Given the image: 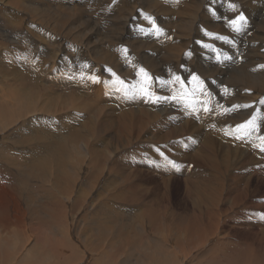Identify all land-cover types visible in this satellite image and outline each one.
Wrapping results in <instances>:
<instances>
[{
    "label": "bare ground",
    "instance_id": "1",
    "mask_svg": "<svg viewBox=\"0 0 264 264\" xmlns=\"http://www.w3.org/2000/svg\"><path fill=\"white\" fill-rule=\"evenodd\" d=\"M107 1L0 0V264H264L262 135L246 139L244 124L234 118L214 127L209 123V133L229 140L219 154L218 141L199 133L185 117H175L178 127L164 121L170 109L154 108L163 100L154 85L153 97L142 99L146 105L133 100L131 89L127 94L118 84L121 75L157 69L131 61L146 50L125 48L128 28L144 6L150 8L147 13L169 10L159 4L162 0ZM174 1L178 15L163 24L161 42L164 58L180 65L194 54L191 44L201 27L219 31L222 24L219 17L198 21L206 0ZM227 1L226 11L234 14L243 2ZM261 27L254 23L243 32L249 37L239 69L235 62L238 70L229 74L235 86L226 89V117H250L258 99L264 104ZM70 55L79 60L73 74L66 69ZM120 62L127 68L120 69ZM188 128L195 135L185 138ZM151 143L173 154L192 143L193 154L184 155L195 162L194 169L188 163L183 178L171 170L172 163L148 172V164L135 158H155ZM234 160L243 165L228 172L219 168ZM177 179H183V201L173 198Z\"/></svg>",
    "mask_w": 264,
    "mask_h": 264
},
{
    "label": "rangeland",
    "instance_id": "2",
    "mask_svg": "<svg viewBox=\"0 0 264 264\" xmlns=\"http://www.w3.org/2000/svg\"><path fill=\"white\" fill-rule=\"evenodd\" d=\"M65 1H70V0H65ZM89 1L91 4H92V0H87ZM107 1V0H106ZM170 1V2H169ZM222 1V2H220ZM213 0L211 2L210 1H205L203 2V5H202V8L200 9V13H199V16L197 17L198 18V21H203V22H211V21H215L217 20L218 22H220L222 24V27L220 28L219 31H216V29L214 30L213 29V26L211 25H206L205 27H201L199 30L201 31H198L200 32L199 34L197 35H194V40L191 44V48L194 49V54H189V58H188V55L186 58V61L185 58L183 59L182 63L180 65H170V62L169 60H166L168 59V56L167 55H164L163 54V44L161 42L162 40V34H163V30H164V27L171 23V22H174L173 19L174 17H176L177 14V11L174 12V10L176 9V6H175V3L173 4V2H175L174 0H162V1H159V4L162 6V5H165L163 6L162 8L164 9L166 7L167 9V14L166 13H162L161 11H159V13H156L154 14L155 12L153 13H150L147 11L150 10V8H146L145 6L142 8L141 10V15L139 16V18L141 19H137L138 21H135L132 23V26L128 28V31H127V42L128 44L126 45V49L129 48V50H138V49H145L146 51H141L140 53L138 54H134L131 61H136L138 63V65H140L141 67L145 68L146 66L148 67H152V68H156L157 70L155 72H149L148 70H144L143 73H138V74H134L133 72H124L121 76L123 78H121V76L118 80V84H120V86H123L122 88L126 91L127 93V89L130 90L131 93H134V95H136L135 99L133 98V100H140V102H142L144 105H146L145 102L146 99H148V97L152 98L153 96L151 95H154L151 93V86L154 85V88L156 89L157 91V95L159 94V97L160 99L163 98V100H160L157 104H156V109H165L166 111H169L167 112L170 116L168 119L164 120V121H168V122H171L172 124H175L176 127L180 126L179 123L180 122H177V120H175L176 116H183L185 117L186 120H188L190 123H194L195 126L199 129V133H202L203 135H207L208 137H210L211 139L213 140H217L218 141V146H217V149H218V152L219 154H222L225 150V146L228 145L229 143V140L228 139H224V136L221 135L220 133L218 132H212V133H209L208 131V126L207 124L211 123L214 127V122H215V125L219 123L223 124L224 122H227V121H232V119H236L240 122L241 127L243 126L244 124V127H242V132H243V135L246 139L249 140H252L253 138H251L252 136L253 137H258V136H261V138H263L264 140V104H263V101L261 99H258L256 102L257 104H255V108L254 110L249 114V116H247L248 114H244L242 116H235V115H224V113L226 112L225 110L226 109V106L228 103H226L228 101V93H227V90L228 88H232L233 86H235L234 83H230V80L228 79L229 78V74L231 73L232 70H238L239 67H240V64L242 62V60L244 59V53L242 52H246V47H247V41H248V35H246L247 33L245 32V30H247V28L249 27V25L255 23L256 26L258 27H261L263 28L264 27V0H243V2L241 3V6L239 5V9L236 8L235 10L237 11L236 14H234L235 12H227V5L224 4V3H228L227 0ZM254 1V2H253ZM108 2V1H107ZM216 2V3H215ZM220 3V5L218 3ZM166 3V4H165ZM171 3V4H170ZM215 3V4H213ZM254 3V4H253ZM109 4V2H108ZM209 4V5H208ZM224 4V5H222ZM246 4V5H245ZM169 5V6H168ZM206 5V6H205ZM217 5V6H216ZM252 5V7H251ZM258 7H257V6ZM262 5V6H261ZM175 6V7H174ZM222 6V7H221ZM55 6L53 5L52 8H54ZM208 7V8H207ZM219 7V8H218ZM224 7L226 9H224ZM247 7V8H246ZM248 7H251L252 9H250V11L248 12L249 8ZM254 7V9H253ZM256 7V8H255ZM261 7V8H260ZM141 8V7H139ZM215 8V9H214ZM221 8V9H220ZM258 8V9H257ZM165 9V10H166ZM171 9V10H170ZM174 9V10H173ZM209 9V10H208ZM213 9V10H212ZM247 9V10H246ZM173 10V11H172ZM239 10V11H238ZM260 10V11H259ZM207 11V12H206ZM211 11V12H210ZM216 11V12H215ZM226 11V12H224ZM255 11V12H254ZM258 11V13L256 12ZM143 12V13H142ZM214 12V13H212ZM146 13V14H144ZM161 13V14H160ZM216 13V14H215ZM218 13V15H217ZM233 13V14H232ZM255 13V14H254ZM151 14V16H150ZM158 14V15H157ZM172 14V15H171ZM228 14V15H227ZM239 15L240 16H244L243 18L245 19V22L244 20H241L240 19H237L239 18L238 16L236 15ZM244 14V15H243ZM147 15V16H146ZM252 15V16H250ZM257 15V16H256ZM144 16V17H143ZM156 16V17H155ZM160 16V17H159ZM164 16V18H163ZM174 16V17H173ZM260 16V17H259ZM143 17V18H142ZM147 17V18H146ZM153 18L152 20H149L148 18ZM173 19H172V18ZM215 17V18H214ZM235 19H234V18ZM263 17V18H262ZM145 18V19H144ZM160 18V19H159ZM167 18V19H166ZM170 18V19H169ZM211 18V19H210ZM232 18V19H231ZM207 19V20H206ZM230 19V20H229ZM146 20V21H145ZM149 20V21H148ZM169 20V21H168ZM233 21H236L237 24L235 23V26L233 23L230 24V22ZM252 20V21H251ZM258 20V21H256ZM165 21V22H164ZM167 21V22H166ZM229 21V22H228ZM151 22V23H150ZM155 22V23H154ZM163 22V23H162ZM238 22H240V24H238ZM243 22V23H241ZM249 22V23H248ZM257 22V23H256ZM246 23V24H245ZM154 26H153V25ZM163 24H166L163 26ZM224 24V25H223ZM227 24V25H226ZM141 25V26H140ZM143 25V26H142ZM232 27H231V26ZM248 25V26H246ZM100 26V24H99ZM146 26V27H145ZM153 26V27H152ZM163 26V27H162ZM234 26V27H233ZM242 26V27H240ZM138 29H137V28ZM231 29H229V28ZM246 27V28H245ZM135 28V29H134ZM228 28V30H227ZM233 28V29H232ZM132 29V31H131ZM139 29H142V30H139ZM198 29V28H197ZM196 29V30H197ZM205 29V30H203ZM236 29H239V30H236ZM101 30V33L104 34L103 30H102V26L100 28ZM207 30V31H206ZM231 30V31H230ZM134 32V33H133ZM150 32V33H149ZM205 32V35L202 34V33ZM218 32V33H216ZM220 32V33H219ZM245 32V33H243ZM251 34L252 31H249ZM137 33V34H136ZM140 33V34H139ZM160 33V34H159ZM162 33V34H161ZM210 33V34H209ZM212 33V34H211ZM215 35H214V34ZM129 34V35H128ZM148 34V35H147ZM201 34V35H200ZM222 34V35H221ZM243 34V35H242ZM133 35V36H132ZM137 35V37H136ZM156 35V36H154ZM159 35V37H158ZM208 35V36H207ZM246 35V36H244ZM203 36V37H202ZM205 36V37H204ZM216 36V37H215ZM230 36V37H229ZM142 37V38H141ZM153 37V38H152ZM156 37V38H155ZM208 37V38H207ZM228 37V38H227ZM158 38V39H157ZM161 38V39H160ZM203 38V39H201ZM210 38V40H209ZM215 38V39H214ZM218 38V40L216 39ZM223 38V39H221ZM231 38V39H230ZM145 39V40H144ZM155 39V40H154ZM199 39V40H198ZM244 39V40H243ZM133 40V41H132ZM147 40V41H146ZM205 40V41H204ZM214 40V41H213ZM226 40V41H225ZM209 41V42H208ZM212 41V42H211ZM234 41V42H233ZM236 41V42H235ZM239 41V42H238ZM136 42V43H135ZM232 42V43H231ZM134 43V44H133ZM151 43V44H150ZM155 43V44H154ZM198 43V44H197ZM236 43V44H235ZM245 43V44H244ZM158 44V45H157ZM233 44V45H232ZM202 45V46H201ZM229 45V46H228ZM237 45V46H236ZM155 46V47H154ZM162 46V47H161ZM232 46V47H231ZM242 46V47H241ZM145 47V48H143ZM200 47V48H199ZM198 48V49H197ZM205 48V49H204ZM245 48V49H244ZM153 49V50H152ZM203 49V50H202ZM208 49V50H207ZM227 49V50H225ZM232 49V50H231ZM235 49V51H234ZM152 50V51H151ZM159 50V51H158ZM237 50H240V51H237ZM161 51V52H160ZM197 51V52H196ZM208 51V52H207ZM210 51V52H209ZM237 51V52H236ZM128 53V50L126 51ZM146 52V53H145ZM214 52V53H212ZM230 52V53H229ZM234 52V53H233ZM198 53V56L196 55ZM208 53V54H207ZM129 54V53H128ZM142 54V55H141ZM150 54V55H149ZM201 54V55H200ZM204 54V55H203ZM160 55V56H159ZM163 55V57H162ZM191 55V56H190ZM197 57H196V56ZM236 55V56H235ZM243 55V57H242ZM137 56V57H136ZM194 56V57H193ZM207 56V57H206ZM212 56V57H211ZM242 58H241V57ZM74 57V58H72ZM77 56L75 55H70L69 57V62L70 64L68 65V67L66 68L67 70L69 69V73H72L77 70L76 66H79V60L76 59ZM143 57V59H141ZM158 57V58H157ZM160 57V58H159ZM166 59H165V58ZM210 57V58H209ZM234 60H233V58ZM237 57V58H236ZM154 58V59H153ZM163 58V59H162ZM195 58V59H194ZM201 58V60H200ZM212 58V59H211ZM214 58V59H213ZM150 59V60H149ZM228 59V60H227ZM149 60V61H148ZM156 60V61H155ZM162 60V61H161ZM211 60V63L210 61ZM217 60V61H216ZM209 61V63L207 62ZM217 63H216V62ZM220 61V62H219ZM235 65H233V63ZM163 62V64H162ZM165 63H168L170 66L167 67ZM225 62V63H223ZM231 62V63H230ZM238 67H237V64ZM78 63V64H77ZM198 65H197V64ZM213 63V64H212ZM216 63V64H215ZM220 63V64H219ZM229 63V64H228ZM212 64V65H211ZM226 64V65H225ZM203 65V66H202ZM206 65V66H205ZM217 65V66H216ZM219 65V66H218ZM233 66V68L231 66ZM72 66V67H71ZM75 66V68H74ZM200 66V67H199ZM212 66V67H211ZM226 66V67H225ZM230 66V67H229ZM119 67L120 69H125L127 68L126 65L122 64L121 62L119 63ZM183 67V68H182ZM199 67V69H198ZM219 67V68H218ZM229 67V68H227ZM238 69H237V68ZM171 68V69H169ZM174 68V69H172ZM181 68V69H180ZM186 68V69H185ZM195 70H194V69ZM210 68V69H209ZM66 69H64V71H66ZM162 69V70H161ZM189 69V70H188ZM191 69V70H190ZM212 69V70H211ZM218 69V70H217ZM74 70V71H73ZM170 70V71H169ZM171 70H173L171 72ZM195 72H199V73H194ZM211 70V71H210ZM145 71H148V72H145ZM169 71V72H168ZM210 71L209 74H206V72L208 73ZM68 72V71H66ZM183 72V73H182ZM187 72V73H186ZM201 72V73H200ZM206 74V77H205V74ZM214 72V73H213ZM217 72V73H216ZM128 73V75H127ZM146 73V74H145ZM153 73V74H152ZM171 73V74H170ZM192 73V74H191ZM213 73V74H212ZM219 73V74H218ZM222 73V75H221ZM153 76H152V75ZM158 74V76H157ZM181 74V75H180ZM186 74V75H185ZM202 74V75H201ZM216 74V75H214ZM124 75V76H123ZM148 75V76H147ZM161 75V76H160ZM165 75V76H164ZM167 75V76H166ZM174 75V76H172ZM179 79H177V76ZM185 75V76H184ZM208 75V76H207ZM214 75V76H212ZM158 78H157V77ZM176 76V77H175ZM181 76V77H180ZM198 76V77H197ZM211 76V77H210ZM222 78H221V77ZM74 77V76H73ZM131 77V78H130ZM172 77V78H171ZM175 77V79H174ZM205 77V78H204ZM217 77V78H216ZM223 77L225 79H223ZM162 78V79H161ZM183 78V79H182ZM222 81H220L219 79ZM227 78V79H226ZM159 79V80H158ZM168 79V80H167ZM213 79V82L210 80ZM218 79V80H217ZM175 80V82H174ZM229 80V81H228ZM120 81V82H119ZM157 81V82H156ZM163 81V82H162ZM173 81V82H172ZM224 81L226 82V86L224 84ZM125 82V83H124ZM136 82V83H135ZM148 82V83H147ZM167 82V83H166ZM177 82V83H176ZM184 82V83H182ZM221 82V83H220ZM124 83V84H123ZM164 83V84H163ZM174 83V84H173ZM212 83V84H211ZM228 83V84H227ZM230 83V85H229ZM156 84L158 86H156ZM163 84V86H162ZM167 84V86H166ZM203 84V85H202ZM222 86H221V85ZM129 85V86H128ZM214 85V86H213ZM224 85V86H223ZM232 85V87H231ZM132 86V87H131ZM169 86V87H168ZM178 86V87H177ZM213 86V87H212ZM220 86V87H219ZM228 86V87H227ZM117 87V86H116ZM136 87V88H135ZM158 87V89H157ZM177 87V88H175ZM219 87V88H218ZM149 88V89H146ZM160 88V89H159ZM170 88V89H168ZM172 88V89H171ZM175 90H174V89ZM222 88V90L220 89ZM234 88V87H233ZM133 89V90H132ZM143 89V90H142ZM164 91H163V90ZM167 89V90H166ZM177 89V90H176ZM227 89V90H226ZM160 90H162V92H160ZM137 91V92H136ZM148 91V92H147ZM150 91V92H149ZM223 91V92H222ZM144 92V93H143ZM166 92V93H165ZM174 92V93H173ZM187 92V93H186ZM141 93V94H140ZM143 93V94H142ZM162 93V94H161ZM190 93V94H189ZM224 93V94H223ZM128 94V93H127ZM161 94V95H160ZM169 94H171L169 96ZM175 94V95H174ZM148 95V96H147ZM163 95V96H162ZM168 95V96H167ZM223 95V96H222ZM167 96V97H166ZM175 96V97H173ZM177 96V97H176ZM220 96V97H219ZM228 98H227V97ZM147 97V98H146ZM162 97V98H161ZM165 97V98H164ZM222 97V98H221ZM225 97H226V100H225ZM146 98V99H145ZM169 98V99H168ZM219 98V99H218ZM144 99V100H142ZM172 99V100H170ZM180 100L178 102V100ZM222 99V100H221ZM138 100V101H139ZM178 102V104L176 103V101ZM144 101V102H143ZM168 104H164V102ZM167 101V102H166ZM222 101L224 103H222ZM226 101V102H225ZM259 101V102H258ZM163 102V103H162ZM171 102V103H170ZM181 102V103H180ZM160 103V104H159ZM174 103V104H173ZM173 104V105H172ZM226 104V106H225ZM224 105V106H223ZM160 106V107H159ZM206 106V107H205ZM202 107V108H201ZM257 107V108H256ZM204 108V109H203ZM224 108V110H223ZM185 109V110H184ZM199 109V110H197ZM172 110V111H171ZM175 110V111H174ZM218 111V112H217ZM212 112V113H211ZM217 112V113H216ZM173 113V114H172ZM174 113H175V116H174ZM180 113V114H179ZM207 113L209 115H207ZM257 113V114H256ZM261 113V114H259ZM178 114V115H177ZM198 114V115H197ZM200 114V115H199ZM212 114V115H210ZM263 114V115H262ZM172 115V116H171ZM194 115V116H193ZM204 115V116H203ZM261 115V116H260ZM202 116V117H201ZM207 116V117H206ZM210 119V117H212ZM226 117V119L224 118ZM246 116V117H245ZM263 116V117H262ZM172 119H171V118ZM206 119H205V118ZM218 117V118H217ZM237 117V118H235ZM239 117V118H238ZM248 117V119H247ZM262 117V119H260ZM188 118V119H187ZM202 118V120H201ZM251 118V119H250ZM184 119V118H183ZM184 119V120H185ZM205 119V120H203ZM212 119H216L215 121H213ZM221 119V120H219ZM229 119V120H228ZM172 120V121H171ZM200 120L202 122H200ZM209 120V121H207ZM212 120V121H211ZM223 120V121H222ZM250 122H248V121ZM211 121V122H210ZM217 121V122H216ZM262 121V122H261ZM168 122H165V123H168ZM213 122V123H212ZM223 122V123H222ZM252 122V123H251ZM261 123V124H260ZM206 126H204V125ZM203 125V126H201ZM252 126V127H251ZM254 127V128H253ZM260 127V128H259ZM246 128V129H244ZM248 128V129H247ZM207 129V130H206ZM250 129V130H249ZM253 129V130H252ZM260 129V130H259ZM248 130V131H247ZM258 130V131H257ZM263 130V131H262ZM254 132V133H253ZM261 132V133H260ZM263 132V133H262ZM188 133V134H187ZM205 133V134H204ZM209 133V134H208ZM259 133V134H257ZM187 134V135H186ZM191 134V135H195V132L191 131L190 128H188V130H186V133L183 134V137L187 138V136ZM220 134V135H219ZM253 134V135H252ZM255 134V136H254ZM219 136V137H218ZM221 136V137H220ZM223 136V137H222ZM251 136V137H250ZM216 138V139H215ZM223 138V140H222ZM255 140V139H253ZM258 140V139H256ZM200 141V140H199ZM198 141V142H199ZM202 142H200V147L203 146V143L201 144ZM189 146L187 148H185V146H183L182 148H180L181 150H179L181 153L179 158L178 154H173L170 149L171 148H166V147H163L161 148V144H156V143H151L150 145L153 147V150L151 152H153L154 150V156L155 158L153 159H146L148 158L147 156L151 155V154H146V155H140L138 157L135 158V161L137 162H140L141 160V163H144V164H148L149 168L147 169L148 172H151V168L154 166L156 167L158 164H162V165H165L167 168H172L171 170H174L175 174L177 173V176L180 177V175L182 177L180 178H183L184 176V172L182 171V169L184 167H187L189 166L190 164V170L194 169V161H191L190 159L187 160V157L185 154V152H189V153H192V150L190 152L189 149H192L193 147V144L192 143H188ZM220 145V146H219ZM222 145V146H221ZM157 146V148H156ZM233 146V144H232ZM155 148V149H154ZM189 148V149H188ZM223 148V149H222ZM186 149V150H185ZM165 150V152H164ZM164 152V153H163ZM183 153V154H182ZM143 154V153H142ZM163 154V155H162ZM166 154V155H165ZM161 155V156H160ZM172 155V156H171ZM257 155L258 154H255V158L259 160V158L261 157L260 155H258V158H257ZM163 156V157H162ZM167 156V157H166ZM177 156V157H176ZM263 157V156H262ZM141 158V160H140ZM165 158V159H164ZM169 160H168V159ZM181 159V161H180ZM184 159V160H182ZM167 160V161H166ZM149 161V162H148ZM155 161V163H154ZM188 161V162H187ZM235 162L232 163V165H225L223 163H221L220 165V169L224 170L225 172H228V170L231 171V169L233 168H236L238 166H242L243 164L240 163L239 161H236L234 160ZM153 165H151L152 163ZM182 162V163H181ZM187 162V163H186ZM191 162H194V163H191ZM205 163V161H203ZM165 163V164H164ZM168 163H172V167H170V164ZM189 163V164H188ZM263 164L264 163V159H262V161L260 160V164ZM176 164V165H175ZM184 165V166H183ZM179 166V167H177ZM153 167V168H154ZM182 167V168H181ZM183 179H177L175 180V183L173 184V198L175 201H177L178 199H182V201L184 200V191H185V188H184V185H183V182L181 181ZM188 203V201L186 202ZM189 207V205H187Z\"/></svg>",
    "mask_w": 264,
    "mask_h": 264
},
{
    "label": "snow or ice",
    "instance_id": "3",
    "mask_svg": "<svg viewBox=\"0 0 264 264\" xmlns=\"http://www.w3.org/2000/svg\"><path fill=\"white\" fill-rule=\"evenodd\" d=\"M239 19H240V20H243L244 18H243V16H240ZM232 23L235 24L236 21H232ZM237 30H239V29H237ZM262 67H264V66H262ZM177 79H179V78L177 77Z\"/></svg>",
    "mask_w": 264,
    "mask_h": 264
}]
</instances>
